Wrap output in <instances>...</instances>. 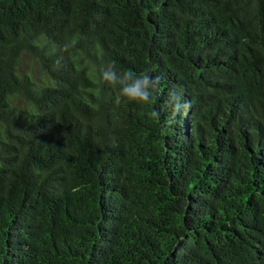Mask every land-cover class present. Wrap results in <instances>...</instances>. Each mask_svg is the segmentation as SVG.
Returning a JSON list of instances; mask_svg holds the SVG:
<instances>
[{
    "label": "trees",
    "instance_id": "trees-1",
    "mask_svg": "<svg viewBox=\"0 0 264 264\" xmlns=\"http://www.w3.org/2000/svg\"><path fill=\"white\" fill-rule=\"evenodd\" d=\"M0 264H264V0H0Z\"/></svg>",
    "mask_w": 264,
    "mask_h": 264
},
{
    "label": "clouds",
    "instance_id": "clouds-1",
    "mask_svg": "<svg viewBox=\"0 0 264 264\" xmlns=\"http://www.w3.org/2000/svg\"><path fill=\"white\" fill-rule=\"evenodd\" d=\"M77 41L73 40L71 45H66V50L69 47H74ZM103 78L109 83L116 85L119 84L120 92L117 96V102L121 98H126L129 101L137 102H149L152 95V91L160 84L161 78L151 77L148 74L136 76L131 70L124 72L122 75H118L112 65L108 66V70L103 73ZM173 99L177 101L176 106L172 110L173 118L181 111V108L187 109L190 107L188 102L181 104L179 97L172 94Z\"/></svg>",
    "mask_w": 264,
    "mask_h": 264
}]
</instances>
